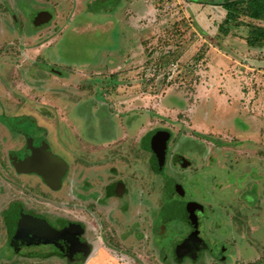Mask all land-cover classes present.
Listing matches in <instances>:
<instances>
[{"label": "rangeland", "instance_id": "374dc122", "mask_svg": "<svg viewBox=\"0 0 264 264\" xmlns=\"http://www.w3.org/2000/svg\"><path fill=\"white\" fill-rule=\"evenodd\" d=\"M97 1L32 0L27 9L35 12L47 9L54 15L50 24L35 27L30 21L31 17L27 15V10L17 6L15 0H0V112L3 109L6 110L4 113L9 115L16 111L26 114L34 112L38 115L37 121L51 130L50 138L56 139L55 128L65 125L64 118L71 105L69 101L76 99L74 96H69L71 89L76 90V94L106 95L97 98L103 101L108 99L104 107L112 104L113 119L120 121L131 115L128 113L129 109L136 107L137 113L144 116V112L150 108L151 128L165 125L174 132V138L170 143L171 154L179 144L187 142L188 148L190 143H203L207 145L208 151H212V142L238 143L235 141L239 140L230 132L213 133L211 130L207 131L206 137L195 133L189 118L188 104H196V94H200L206 99L201 97L203 108L195 115L197 120L209 124L217 121V129L224 130L226 127L232 133L239 135L240 132L250 130L252 132L249 134L250 138L264 141V66H259L255 60L258 51L253 50L247 54L242 36L227 39L219 32V26L227 17V11L218 6V11L222 10V13L214 11L213 8L207 12L206 9L211 8L203 6L222 0H200L199 3L196 0H114L115 3L109 0L108 5L111 6H105L106 8L97 7L99 6L96 4ZM95 8H99L98 13ZM13 13L19 22L18 31L15 22L12 21ZM233 30L247 34L250 46L256 47L257 42L254 43L253 40L260 38V34L264 31V21L250 22L249 26L242 24L233 27L231 31L234 32ZM212 48H219V51L223 48L227 52L233 51L229 55L235 60L228 54L230 58H225V60L228 58L233 66L231 64L228 67L219 59V69L213 73L207 57L209 49ZM105 50H114V53L113 55L103 53L102 51ZM108 56L114 58L113 62H110V59L105 61ZM99 60L102 61L100 64L97 63ZM60 61L83 66L74 65L72 68L64 69L68 73L61 79L53 76L51 71L52 67L58 69L64 66ZM244 61L250 62L247 68L243 65ZM224 74L230 75L232 82L236 84L240 76L243 78L244 83L236 88L238 92L242 91L246 95L249 93L250 100L247 99V103L250 105V110L245 108L246 99H241L235 112L246 109L249 114L261 119L262 125L258 127L260 130L254 132L257 126L252 124L251 120L247 121L244 113L237 116L225 106L219 108L214 103V113L208 112L207 98L208 100L215 98L218 103H222L221 100L227 103L229 98L235 100L233 96L235 90H228L221 80L220 76ZM53 83L59 90L55 96L52 93ZM168 92L170 97L167 101L171 100V105L172 102L177 103V97L182 104L172 110H161V99ZM53 96L57 99L56 111L54 115H49ZM186 97L189 99L186 100ZM99 100L95 103L97 107L94 108L95 110L101 107ZM255 105L259 106V109H253ZM95 110L91 109L88 112V108L85 110L81 106L77 109L78 115L86 116L83 128L79 127L86 135L93 133L94 123H98L103 114L99 112L95 116ZM156 110H161V113L164 111L162 113L164 115L160 116ZM52 113L51 111L50 114ZM256 118H253L254 121ZM17 124L16 121L12 122V125L20 129L21 125ZM76 125L80 124L76 123ZM24 130L26 132L24 134L29 135L31 130L28 128ZM258 134L259 137L256 136ZM22 140L21 134L12 135L0 121V147L9 148L13 142L19 144ZM31 142L32 140L29 144ZM260 156L264 158V151ZM188 158L191 161L192 157L188 156ZM39 159L48 165V157L41 155ZM4 161L3 165L0 150V189L7 193L5 194L7 196H2L1 206L11 200L15 201V194H20L17 191H25V189L27 195L24 198L27 201L43 205L35 199L43 200L44 196L37 194L29 186L33 180L24 178L23 182H17L8 160ZM228 161L224 157H215V160L211 161L202 159L199 165L202 172H197L198 167L189 164L186 169L179 167L180 172L177 174L168 172L169 168L167 173L171 175L169 178L184 179L183 185L190 190L191 195L199 194L203 197L200 192L202 187L205 192L204 197L208 198L212 205L218 207L227 205L232 212L237 210L240 196H244L249 203L255 202L248 208L245 221L237 223L238 227L242 225L239 234L235 235L232 232L233 235L225 234V236V231L218 230L215 237L224 239L239 237V239L233 238L230 242L226 241L231 243L229 245L230 250L232 249L229 264H245L248 261L253 264H264V166L250 164L248 171L242 175L238 173H243L244 170L239 167L223 168ZM161 176L154 173L151 175L149 204L152 212L161 205L160 196L162 190L164 192ZM193 185H196L195 191L192 189ZM10 195L13 196L12 199ZM56 196L55 194L52 198L60 202L61 199ZM169 204L171 211L175 204L178 205L177 198ZM245 224L249 229L247 239H245ZM241 249L250 258L241 254ZM260 258L261 260H258ZM150 263L160 264L155 260ZM130 264L136 262L131 261Z\"/></svg>", "mask_w": 264, "mask_h": 264}, {"label": "flooded vegetation", "instance_id": "af4514ba", "mask_svg": "<svg viewBox=\"0 0 264 264\" xmlns=\"http://www.w3.org/2000/svg\"><path fill=\"white\" fill-rule=\"evenodd\" d=\"M47 12L51 14L48 20L44 15ZM30 17L33 26L42 27L50 24L54 15L50 10L44 9ZM15 20L18 31L19 22L16 17ZM51 71L59 74L55 67H52ZM80 97L82 96L78 95L79 100H75L77 103L82 101ZM98 100L97 98L93 103L86 101L80 106L85 110L88 108L89 112L90 108L96 107L95 103ZM107 100H99L101 107L94 109V114L105 113L104 102ZM50 113L49 115H53ZM71 115L72 119L75 115L74 122L78 120L85 123L86 118L84 115H78L77 110L71 108L67 112V117L70 118ZM19 124L21 127L17 134H21L22 143L17 149L8 151L0 147L2 163L4 165V160H8L17 182H23L24 178L31 180L32 177L38 178V181L33 180L29 186L37 194L44 196L43 200L35 199L43 205L27 201L24 198L27 195L26 189L25 191L16 189L20 192L18 195L15 194L16 200L1 206L2 196H7L5 195L7 193L0 189V264H114V260H128L136 264H152L150 262L153 260L160 264H229L231 261V243L226 241L230 242L233 238L239 237L224 239L215 237V233L223 230L224 235L239 234L242 225L238 227L237 223L245 221L248 216L249 201L240 196L235 212L230 211L227 205L214 206L204 197L202 187L200 192L203 197L199 194L191 195L190 190L183 185L184 179L169 178L171 175L166 171L167 165L156 169L153 146L156 139L161 137L157 133L158 130H155V133L152 131L145 133L139 140L129 136V143L116 140V144H110L111 149L106 155L108 145L105 146V143L100 141L102 138L97 139L99 136L95 135L90 140L85 135L86 139L94 144L89 148L79 137L83 131L74 132L72 127L68 126L69 129L64 131L67 138L66 149L70 150L69 156L65 159L67 165L69 163L67 168L78 164L87 170L93 169L92 166L99 160L108 166L113 165L110 168L111 174L107 176L110 180L109 185H102L104 189L102 192L97 193L96 186L92 183L94 176H98V171L88 170L90 172L85 174L87 182L81 186V191L73 198L74 201L68 199L58 202L52 198L55 195L53 189L56 188L54 183L57 177H48L49 180L46 178L48 170L41 159L40 164H35L38 162L39 154L48 157V165L51 166L55 157L58 155L61 157L54 151V154H51L48 127L38 124L34 117L19 119ZM80 127L83 128V125ZM27 128L31 130L29 135L24 134L26 133L24 129ZM76 135L81 140L80 145L69 142L71 138H77ZM169 151L168 143L166 161ZM96 152L101 153V156ZM186 161L190 160L185 155L180 153L172 155L174 167L178 165L186 169ZM190 162L197 167L193 161ZM17 170L27 173L19 174ZM200 171L198 167L197 172ZM152 172L155 175H162L164 186V192L162 190L160 196L161 205L155 212H152L149 204ZM61 181L62 177L57 184L58 188ZM195 187L196 185L192 188L194 191ZM257 195L256 193V197ZM11 197L13 196L10 195ZM113 198L118 199L117 203L125 199L127 200L125 205L134 200L137 204L133 206L134 210L129 211L121 208V205H114L116 201L114 202ZM176 198L178 205L175 204L174 209L170 211L169 202ZM232 232L234 233L231 234ZM241 252L246 255L242 249ZM250 262L245 264H253Z\"/></svg>", "mask_w": 264, "mask_h": 264}, {"label": "crops", "instance_id": "0c3cea01", "mask_svg": "<svg viewBox=\"0 0 264 264\" xmlns=\"http://www.w3.org/2000/svg\"><path fill=\"white\" fill-rule=\"evenodd\" d=\"M112 1H114V0H112ZM191 1H194V0H191ZM108 2H109V0H98L96 4H99V6H97V7L106 8L107 6L108 7L111 6V5H108ZM15 3L22 10L23 9L27 10V15L29 17L34 16L35 14H37V12L39 13V11H40V10H37L35 12V11H31L30 9H27V7L32 3V0H15ZM114 3H115V1H114ZM114 3H112V4H114ZM203 6H204V8L206 6H209L211 8V9H206L207 12H209V10H212V8L214 9V11H218L219 10V9H217L218 6L222 7L221 5H218L216 2H213L211 4H203ZM98 9L99 8H97V9L95 8V10L97 11L96 13H98V11H99ZM222 10L227 11L224 8ZM222 10H220L218 12L222 13L223 12ZM14 15L15 14L13 13L12 21L15 22V28H16L17 27L16 20H15L16 16L14 17ZM245 20L247 22H257V21L259 22L260 21V20H254V19H249V18H246ZM261 21H264V20H261ZM233 31L234 32L231 31L226 36L227 39H234V37L237 38V37L242 36L244 39L243 41L246 44L245 48H246L247 54L253 52V50H255L256 52L258 51V55L255 56V58H256L255 60L258 62L259 66H264V41H262V40L257 41L256 47H251L249 40L247 38V34L237 33V31H235V30H233ZM247 42H248V44H247ZM214 44L216 46L218 45L217 43H214ZM102 52L103 53L107 52L108 54L113 55L114 50H112V51L111 50H109V51L105 50ZM225 52H226V54H225ZM231 52H233V51L230 50L227 52V50H225L224 48L221 51H219V48L209 49L207 57L209 58V61L211 64L210 66H211V69L213 70V73H216L217 70L219 69V64H220L218 62L219 59L221 61H223L224 65H228V67L232 64V62L228 59V58L232 57V59L235 60V58L233 56L229 55V53H231ZM227 54L230 57H228ZM226 57H228L227 60H225ZM108 59L111 60L110 62H113V60H114V58L112 56H108L105 61H107ZM60 62L64 66L58 67V69L55 68L56 70H58L59 74L52 72L53 73L52 75L55 77L61 78V79L66 77V73H68V72H66L67 68H69V67L72 68L74 65L79 66V67L83 66L82 64H81L82 65L81 66V65L70 64V63L67 64L66 62H63V61H60ZM100 62H102V61H100V60L97 61L98 64H100ZM249 63H248V61H244L243 65L247 68L248 67L247 64H249ZM86 64H88V63H86ZM102 64H104V63H102ZM89 65H91V64H89ZM232 66H233V64H232ZM64 69H66V70H64ZM220 77H221L222 82H224L225 85L227 86L228 90H230V91L235 90V93H233L235 100L229 98L230 100L228 99V102L226 101L227 103H225L223 100H221L222 103H218V101H216L215 98H213L211 100H208V98H207V101L209 104L208 112L214 113V111H215V109L213 107L214 103L219 108H222L225 106L228 109V111H231L232 114H235L237 116L243 115V113H244L245 116L247 117V121L251 120L252 121L251 123L255 124L257 126V128L255 127L254 132L260 130V128L258 129V127H259V125H262L261 124L262 120L257 119L255 115H251V114H249L248 111H246V109L250 108V105L247 103V99L250 100L249 93H247V95H246L242 91L238 92V88H236L240 84L244 83L243 78L240 76L239 80L238 79L236 80L237 81V84H236V83L232 82L231 76L230 75L228 76V74L227 75L224 74L223 76H220ZM222 78H224V79H222ZM59 86L60 85H58V88H59ZM53 87L54 88L52 89V91H53L52 93L55 96L57 91H59V90L56 89L57 86L55 83H53ZM169 92L167 93V95H165V97H163V99H161V102H160V109L161 110H164V109H167V110L171 109L172 110L173 108L182 104V101H180V99L177 97L176 98L177 103L172 102V105H171L170 104L171 100L167 101V99L169 100V97H170ZM64 93H66V91H64ZM69 93H71V95H69V96H74L76 98L74 100L69 101V103L71 104V105H69V110L71 108L74 110H77L82 103L84 104V103H86V101L89 103H93L97 99V97L94 95H86V94H82V93L76 94V90L69 89ZM78 95L82 96V97H80L82 99V101L79 103H77L75 101L78 99ZM97 96L99 98L100 96H102V94L100 93ZM196 97H197V103L196 104H188L190 106L189 118H190L191 123H193V128L195 129V133H197L200 136L206 137L205 134H207V131H211V130L213 131V133H215V132H221V133L222 132H226V133L230 132L231 135H234L237 138V140H239V141H235L238 143H234V142L232 143V141H229V142L225 141V142H218V143L212 142V144H213V148L211 147L212 151H208V149H207L208 147H206L207 145H204L203 143H200V142L190 143L189 148L187 147L188 142L187 143H181L176 147L173 154H171V149H170L169 157H168L167 161L165 160L166 162H164V164L167 165V169L169 168L171 170L170 171L168 169V172L174 173V174H177L180 172L179 166L177 165L174 167V165L172 163V155L177 154V153H180L181 155H185L187 158H188V156H191L192 157L191 161H193L194 163L198 162L197 167H199L200 161L202 159H207V160L209 159L211 161L212 159L215 160V157H219V158L224 157L226 159V161L227 160H229V161L225 163L223 168L229 169V167H231V168L236 169V167H239L240 169L244 170L243 173H241V172L238 173V174H242V175H245V173L248 171L250 164H251V166H253L254 164H256L257 166H261V167L264 166L263 165L264 158L262 156H260V153H262L264 151V141L263 142H262V140L259 141L258 139H254L253 137H252L253 139L250 138L249 134L252 133L250 130L240 132V135H239V134H236L234 132L232 133L231 130H229L226 127L224 128V130L217 129L216 128L217 121H215L212 124H209L207 122L197 120L195 115L197 113H199L201 108H203V104L201 102V97H203V96L200 94H196ZM203 98H205V97H203ZM185 99L187 100L189 98L186 97ZM241 99H246V102L244 103V105L246 106L245 107L246 109L242 110V112L237 111V113H236L235 109H237V107L239 106ZM236 100H238V101H236ZM0 102H1V99H0ZM55 102H57V99L54 97L51 104H50L51 111L53 112V115L56 111ZM104 108L106 109V110L103 109V111H105V113L103 112L98 123H94L93 133L91 132L90 135L89 134L86 135L85 133L79 134V137L81 138L82 142H85L87 147L90 148V147L94 146V144H91L89 142V140L86 139L85 135L88 136V138L90 140H92V138H94L95 135H98L99 137L97 139L102 138L100 141H103L105 143V146L108 145L106 147V152H105V154L107 155V152H109V150L111 149L110 144H116L117 143L116 140L123 141L125 143H129V141H130L129 136H132V138L134 137L136 140H139L140 137H142L145 133H148L149 131H152V133H155V130H158L157 133L160 134L162 139H163L162 148L164 150V153H166V156H167L166 150L168 148V143L170 146V143L174 138V132L171 130V128H169L168 126H165V125H161V126L151 128L150 116H151L152 111L150 108L147 110V112H144V116L141 115V113H137V111L135 110L136 107L132 108L131 110L129 109L128 113H131V115H129L128 118H126V119H124V118L121 119V121L119 119H113L114 114H113V111H111L112 107L109 106V107H104ZM252 108L253 109L254 108L259 109V106L255 105V107H252ZM90 109H92V108H90ZM49 110H50V108H49ZM92 110H94V109H92ZM161 110L160 111L156 110L157 114H159L160 116L164 115V114H162L164 111H162V113H161ZM134 111H135V113H132ZM4 112H6V110H4V109H3V111L0 112V121H2L7 127L5 125H3V123H1V125H3L6 128V130H8L9 133H11L12 135H15V134L18 135L17 133L20 132V129L17 126L12 125L13 121H16V123L19 124V119L26 118V117H34V118L38 117V115L34 112H33V114H31V113L26 114V113H23L22 111H16L12 115H9V114L4 113ZM153 113H155V112H153ZM206 114H205V116H207ZM95 116H96V114H95ZM262 116H263V114H262ZM84 117L86 118V116H84ZM74 118H75V115H73V119H72V115L70 118H68L67 112H66V117L64 118L65 119V125H63L62 127H58V128L56 127L55 128L57 130L56 139L50 138V136H49V142L51 143V147H52V150H50L51 154H54V152L60 154L61 157H59V155H58V158L62 161L63 167H64L63 168L64 172H63V175L61 176L63 181H61L59 188L57 187V184H54L56 188L53 189L54 194H56L63 202L67 201L68 199H70L71 201H74L73 198L76 197V194L81 191V186L85 182H87V181H85V180H87V176L85 174L87 172L92 171V170L98 171L97 172L98 176H94L92 183H94V185L96 186L97 193L102 192L104 190L102 188V185L103 186H105L106 184L109 185L110 180L107 179V176L111 174L110 168L113 165V164H111L108 166V165H106V163L101 162L100 160L99 161L97 160L98 162H96L94 164V166H92L93 169L88 168V170H90V171H88L86 167H84L82 165L79 166L78 164L70 165L69 168H67L69 163L67 165V162L65 161V159L69 156L70 150L68 148L66 149L65 143H66L67 138L64 134V131H65V129H69L68 126H71L72 130H74V132L75 131L81 132L82 130H80L81 128L79 129V127L83 125V121L76 120V122H74ZM253 118H256L255 119L256 121H254ZM37 123L40 124L38 121H37ZM76 123H79L80 125H76ZM49 131H51V130L48 127V133H49ZM94 132H97V133L95 134ZM136 135H138L139 137ZM76 136H77V138H71V141H69V142L80 145L81 140L78 138V135H76ZM81 136H83V138ZM256 136L259 137L260 135L258 134ZM16 138H18V137H16ZM54 141H57V142H54ZM194 144H195V146H194ZM11 145L12 146H10L9 148H4V151H8V150L13 149V148L17 149L21 145V143L19 142V144H16V141H15ZM180 145H181V148H180ZM170 148H171V146H170ZM212 152H215V153H212ZM96 153L98 154V152H96ZM98 156H101V153H99ZM39 157H40V154H39V156H37L39 163L36 162L35 163L36 165L40 164ZM199 159H201V160H199ZM256 161H258V162H256ZM186 162H187L186 163L187 166L189 164H191L190 161H186ZM71 164H72V162H71ZM88 166H90V165H88ZM16 172L19 174L20 173H22V174L27 173V172L19 171V170H17ZM59 172H61V171L59 170ZM152 173H154V172H152ZM57 175H59V174H57ZM32 178L34 180L35 177H32ZM244 180H246L245 177H244ZM35 181H38L37 177L35 178ZM247 189H249V188L247 187ZM254 192L256 194V188H255ZM235 195H234V197H235ZM113 200H114V202L116 201L114 205H116V206L121 205V208L124 207L126 210H129V211L134 210L133 206H135L137 204V203L135 204V200H134V202L132 201L131 203H129L127 205H125V203H127V200H125V199L124 200L121 199L122 201L119 200V203H117V201H118L117 198H113ZM136 202H137V199H136ZM251 204L248 202V208L250 206H252ZM130 206H131V208H130ZM244 227H246L245 228V235H246L245 239H247V237L249 235V234L247 235V232L249 229L247 228L246 224ZM245 256L248 257L249 255L246 254ZM249 258H250V256H249ZM113 262H114V264H130L131 263V261H128V260H126V261L114 260Z\"/></svg>", "mask_w": 264, "mask_h": 264}, {"label": "trees", "instance_id": "16d2710c", "mask_svg": "<svg viewBox=\"0 0 264 264\" xmlns=\"http://www.w3.org/2000/svg\"><path fill=\"white\" fill-rule=\"evenodd\" d=\"M200 2V0H196ZM227 10V17L219 26V32L227 36L231 29L240 25H250L245 19L264 20V0H222L217 3ZM264 41V31L260 34L258 40L253 42Z\"/></svg>", "mask_w": 264, "mask_h": 264}, {"label": "water", "instance_id": "95a60500", "mask_svg": "<svg viewBox=\"0 0 264 264\" xmlns=\"http://www.w3.org/2000/svg\"><path fill=\"white\" fill-rule=\"evenodd\" d=\"M44 15H45L46 20H48L51 17V14L48 12L44 13ZM162 145H163V139H162V137H158L156 139L155 145L153 146V151L155 153L154 165H155L156 169H161L162 165L165 162V153H164V150L162 148ZM49 157H51V156H49ZM63 168L64 167H63L62 161L58 157H55V160H54V163L52 166L51 165L45 166V169L48 170V174L46 173V178L49 180L50 178H48V177H52V178L57 177L55 179L54 184H58L59 179H61V176L63 175V172H64ZM59 170L61 172H59ZM57 174H59V175H57Z\"/></svg>", "mask_w": 264, "mask_h": 264}]
</instances>
